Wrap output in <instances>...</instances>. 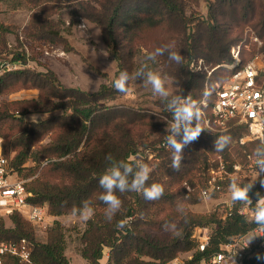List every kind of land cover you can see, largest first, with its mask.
Instances as JSON below:
<instances>
[{
	"label": "trees",
	"instance_id": "obj_1",
	"mask_svg": "<svg viewBox=\"0 0 264 264\" xmlns=\"http://www.w3.org/2000/svg\"><path fill=\"white\" fill-rule=\"evenodd\" d=\"M190 2L192 0H0V6L5 3H12L14 8L27 6L31 12L25 36L33 41L62 44L66 50L71 48L64 35V22L56 15L63 7H70L72 24L83 18L100 26L103 40L119 62L120 72L126 70L130 77L140 46L144 45L143 35L164 27L166 34L160 40L145 45L150 53L158 47L174 45L173 50L180 52L183 62L170 61L165 52L156 57L162 72L178 83V95L191 96L197 101L205 96L208 86L211 95L209 105L204 108L212 115L217 83L223 84L255 55L264 58V0H207L205 17L188 12ZM247 27L253 30H248L244 36ZM252 32L262 42L258 48L256 41L251 42L252 49L246 44ZM9 33L17 34L16 26L0 22V96L32 88L38 89V96L1 101L0 154L9 159L12 171L21 176L33 175L40 169L38 176L25 184L32 193L27 201L47 206L52 216L72 214L73 207H82L86 200L91 202L94 216L87 220L81 235V253L89 264H102L105 250H109L107 264H169L180 252H192V258L182 264H201L209 261L222 244L257 226L252 217L238 212L237 207L243 203H237L232 211L227 206L212 212L190 208L202 199V190L209 186L208 167L212 158L221 155L232 163L234 155L238 154L245 163L249 155H254L259 140L240 142L248 132L246 124L230 121L222 129L202 132L194 146L183 150L180 170H174L171 151L161 146L166 121L160 115L109 104L121 94L113 86L103 84L89 92L63 84L57 73L48 67L37 70L28 66H5V60L11 64H27L26 56L9 49ZM19 38L17 34V40ZM239 44L240 65L230 68L228 64L234 60L232 48ZM246 52L251 56L244 57ZM200 59L202 68L196 69L192 64ZM258 81L264 85V74H260ZM129 85L130 80L128 88ZM167 102L164 99L157 102L163 113L167 111ZM33 113L45 117L32 121L28 115ZM159 126L163 129L160 140L149 139L148 132L158 131ZM222 134L230 135L232 141L224 151L217 152L214 141ZM109 154L115 160L148 164L152 171L147 184H162L163 196L149 201L141 193L117 192L122 207L108 222L106 205L99 200L103 189L98 181L105 169L115 162L106 159ZM28 162L33 165L25 166ZM227 185L223 183L210 195L225 192ZM257 192L264 195L263 189L254 183L250 198L257 199ZM181 204L183 212L177 211ZM9 217L12 226H7L0 214V244L14 243L19 247L26 244L30 258L25 261L6 252L1 264H71L65 252V227L59 220L47 229L46 240H41L37 237L39 225L28 220L21 211L15 210ZM127 217L132 218L130 225L117 228V222ZM167 222L175 223L176 229L166 231L163 225ZM195 227L211 230L203 251L193 236ZM244 264H264V236L251 247Z\"/></svg>",
	"mask_w": 264,
	"mask_h": 264
},
{
	"label": "rangeland",
	"instance_id": "obj_2",
	"mask_svg": "<svg viewBox=\"0 0 264 264\" xmlns=\"http://www.w3.org/2000/svg\"><path fill=\"white\" fill-rule=\"evenodd\" d=\"M12 3H5L0 6V22L8 25H15L17 34L20 38L17 40V34L9 33L7 35V41L9 49L12 52H18L26 56L27 64H11L9 61L5 60V66H11L13 68L17 66H28L37 70H45L47 67L53 69L61 82L67 86L78 87L86 91L92 92L99 89L103 84L107 86H113L114 80L119 76V62L114 56L113 52L109 49L102 37V31L98 24L88 21L87 19H81L78 23H71V13L70 7H63L62 10L56 17L61 18L64 22V35L69 40L70 50H66L62 44H52L49 42H39L28 39L25 36L26 29L28 28V21L30 17V10L27 6H19L14 8ZM188 12L194 11L195 14L200 16H206L208 10L207 0H192L189 3ZM251 30L247 27L245 30V35ZM166 34V29L164 27L156 28L152 31L146 32L143 35L144 45L140 46V52L137 54L134 60V67L130 78L129 91L124 94L121 93L117 97L109 102V104H118L134 107L137 109H142L148 111V113L161 116L163 120L166 121L165 117L171 118V113L165 111L163 113L162 109L157 105L161 97L153 94L150 85L144 83L143 78H137L136 72L143 65H147V70H153L161 74L165 79V87L169 91L170 95H178L180 92V87L178 83L171 77L167 76L162 72L160 64L157 60L152 61L148 59L150 54L148 45L145 43H153L160 40ZM248 42L246 43L252 49V43L254 40L249 34ZM259 47V44L257 45ZM246 46H244V49ZM247 50V49H246ZM12 56V55H11ZM10 56V57H11ZM249 52L244 53V57H250ZM4 66V65H3ZM2 67L0 61V68ZM264 74V70L260 72ZM38 96V89H22L5 97L0 96V103L3 99L15 100L21 98H31ZM36 116L37 119L45 117L41 113L29 114L28 118L31 119L32 116ZM159 130L154 133H149V139L158 138L160 140L162 132L160 130L162 126H159ZM168 123L166 122L164 128H166ZM152 156V155H151ZM150 156V157H151ZM234 162H242L238 157V154L234 155ZM33 165L32 162L26 163L25 166ZM40 169L33 175L21 176L18 172L12 171V178H20L25 181V184L38 176ZM27 186V185H26ZM211 196V195H210ZM231 200V194L229 190L226 189L225 192L221 194L213 195L210 199H202L196 203L192 204L190 208L197 212H212L216 209L224 210L227 203ZM47 207V206H45ZM2 216L5 219L7 226H12L13 222L9 215L2 211ZM25 216V215H24ZM55 220H59L60 223L65 227L66 233V255L69 258L71 264H84L87 260L82 256L81 248V235L86 228L87 221H83L79 215L73 214H63L60 216H52L48 212L45 216L44 226H37V237L41 240H46L47 229L51 227ZM46 226V227H45ZM197 231V232H196ZM210 228L208 227H195L194 234L201 236L206 232L210 233ZM251 238L256 235L254 233L249 234ZM260 237L256 236L249 242V248L257 244L260 241ZM249 249V251H250ZM109 254V253H108ZM192 252H180L179 255L184 258ZM86 264H89L88 262Z\"/></svg>",
	"mask_w": 264,
	"mask_h": 264
},
{
	"label": "built area",
	"instance_id": "obj_3",
	"mask_svg": "<svg viewBox=\"0 0 264 264\" xmlns=\"http://www.w3.org/2000/svg\"><path fill=\"white\" fill-rule=\"evenodd\" d=\"M251 36L254 41L261 45L260 38L254 32L251 33ZM240 50L241 44L232 48L234 60L228 64L230 68H236L240 65ZM202 62V59H200L197 64L193 62L192 66L200 69L202 68ZM262 70H264V58L257 54L241 68L235 70L223 84L217 83L216 96L211 106L212 115H209L204 108L209 105L208 96H204L199 101L204 113L202 126L214 131L226 127L230 121H236L237 123H244L248 127L247 134L240 138L241 143L248 140H259L260 142L264 140V85L258 81ZM206 91H210L208 86L206 87ZM165 119L167 123L171 120L168 117H165ZM165 136L161 142V146L168 149ZM194 144L195 141L184 149L192 147ZM256 162L257 157L255 155H249L245 163H230L229 160L221 155L212 158L208 167L210 176L209 186L202 190V197H204V193L210 194L211 191L220 189L223 183L228 184L226 187L228 190L229 183L233 179L238 183L256 180L254 183L258 184L264 191V186L260 183V180L264 179V173H261L258 177ZM11 172L12 168L10 167L9 159L0 154V214H2L3 210L6 215L19 210L34 224L44 226L47 207L30 204L27 198L32 193L27 190L25 181L20 178H12ZM186 187L188 190H191L189 184H186ZM251 200L252 206L241 204L237 207L238 212L253 217V208L257 199L252 197ZM236 204L230 200L227 203L228 210L232 211ZM250 233L257 234V226L247 234ZM247 234L235 236L228 243L222 244L220 250L214 253L209 261L204 260L201 264H232V258L235 264H244V259L250 249L246 237ZM193 236L199 241V249L205 250L209 243L210 233L206 232L201 236L194 234ZM262 236H264V232H259L258 237L262 238ZM6 252L16 254L25 261L30 258V249L26 244H22L19 247L14 243H1L0 264L2 263V255ZM187 257L184 258L178 255L169 264H182L187 259L192 258V255L189 254Z\"/></svg>",
	"mask_w": 264,
	"mask_h": 264
},
{
	"label": "clouds",
	"instance_id": "obj_4",
	"mask_svg": "<svg viewBox=\"0 0 264 264\" xmlns=\"http://www.w3.org/2000/svg\"><path fill=\"white\" fill-rule=\"evenodd\" d=\"M173 48L174 45L158 47L153 53L149 54L148 59L155 61L157 56H162L167 52L170 61L181 64L183 62V56L180 52L173 50ZM146 68L147 65H143L137 70L136 77L143 78L144 83L151 86L153 94L168 101L166 109L171 113V120L168 122V127L166 128L167 135L165 136V140L166 146L172 154L171 168L179 171L183 159L184 148L196 141L202 132L211 131V129H206L202 126L204 113L199 101L192 99L191 96L185 97L176 94H172L171 99H169L170 93L165 87V79L156 71H145ZM130 78L126 70L121 71L119 76L114 80L113 87L116 91L126 94L129 91L128 82ZM204 95L207 97L210 96L211 93L206 91ZM31 119L32 121L37 120V117L34 115ZM231 141L232 137L230 135H219L214 141L215 151H224L225 148L230 145ZM254 155L257 157L256 165L259 177L261 173H264V140L255 148ZM106 159L108 161L115 160L111 154H109ZM151 171L152 169L146 163L136 162L132 164L125 160H115L110 167L105 169L104 173L99 177L98 183L103 189L102 194L99 196V200L106 205L105 218L108 222L113 220L114 216L122 207L123 202L116 194L117 192L141 193L143 197L149 201L159 200L163 196L164 186L162 184H147L150 179ZM255 181L238 183L233 179L228 186L233 203H243L252 206L250 192L254 187ZM260 183L264 186V179L260 180ZM256 196L257 201L253 208L252 222L257 225V234L254 235L251 240L259 236V232H264V195L257 192ZM204 198L210 199L211 196L208 193H204ZM177 211H184L182 204L177 206ZM72 214L79 215L83 221H87L94 216V208L91 206V202L86 200L83 202L82 207H73ZM131 221L132 218L127 217L126 219L118 221L116 227L123 229L130 225ZM163 227L166 231L176 229V225L173 222H167ZM257 259H261V257L257 256ZM232 264H235L233 258Z\"/></svg>",
	"mask_w": 264,
	"mask_h": 264
},
{
	"label": "crops",
	"instance_id": "obj_5",
	"mask_svg": "<svg viewBox=\"0 0 264 264\" xmlns=\"http://www.w3.org/2000/svg\"><path fill=\"white\" fill-rule=\"evenodd\" d=\"M246 237H247V239H249L248 237H250V235L247 234ZM108 253H109V250H105L104 257H103V259L101 260L102 264H107ZM86 263H87V262H85L84 264H86Z\"/></svg>",
	"mask_w": 264,
	"mask_h": 264
}]
</instances>
